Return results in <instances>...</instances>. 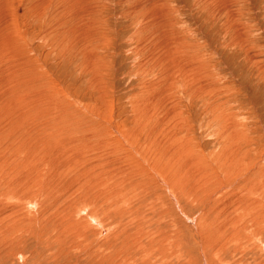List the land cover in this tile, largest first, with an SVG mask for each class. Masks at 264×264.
<instances>
[{
	"label": "rangeland",
	"instance_id": "1",
	"mask_svg": "<svg viewBox=\"0 0 264 264\" xmlns=\"http://www.w3.org/2000/svg\"><path fill=\"white\" fill-rule=\"evenodd\" d=\"M134 1L0 0V264L264 263V0Z\"/></svg>",
	"mask_w": 264,
	"mask_h": 264
},
{
	"label": "bare ground",
	"instance_id": "2",
	"mask_svg": "<svg viewBox=\"0 0 264 264\" xmlns=\"http://www.w3.org/2000/svg\"><path fill=\"white\" fill-rule=\"evenodd\" d=\"M76 1V0H75ZM141 1L142 0H139V1H137V3L136 4H140L141 3ZM159 0H145V3H144V5L143 6H141L139 9H141L142 7V11L140 12V14L142 13L143 14V16H144V22L145 23H143V30H142V32L145 30V28H151V29H149V30H145V32H149L148 33V36L149 37H154L153 35H157V33L158 32H161V31H163L159 26H158V24L160 23L161 25L162 24H164L165 22H164V18L166 17V14H165V12H167V11H163V9H161V6L160 7H158L157 5H156V2H158ZM136 2V0L134 1V3ZM139 2V3H138ZM76 3V2H75ZM3 4V3H2ZM135 4V6H137ZM63 5V4H62ZM160 5V4H159ZM3 6V5H2ZM164 7V6H163ZM84 8V7H83ZM131 8V7H130ZM133 8V7H132ZM67 9V8H66ZM158 9L159 11H156V10ZM67 11V10H66ZM79 11H81V10H79ZM85 11V10H84ZM133 11V10H132ZM134 11H136V10H134ZM83 12V11H82ZM86 12H87V10H86ZM71 13V12H70ZM151 13H155L154 15H152V16H147L146 14H151ZM73 14V13H72ZM64 15L65 16H67V13H65L64 12ZM68 17V16H67ZM69 18V17H68ZM149 18H153V20L151 21V22H149V23H147L148 22V20H149ZM73 19H75V18H73ZM77 21V20H76ZM62 22V21H61ZM72 22V21H71ZM82 24V23H81ZM84 24H85V22H84ZM79 26H81V25H79ZM164 26H165V28H166V30H165V32L164 33H166V36L167 35H169V36H171L173 33H174V31H173V29L171 28V26H169V24L168 25H165L164 24ZM81 28V27H80ZM86 27H83V28H81V30L83 29H85ZM80 29H79V31H81ZM74 32V31H73ZM77 32V31H76ZM75 32V33H76ZM140 33V32H139ZM172 33V34H171ZM155 35V36H156ZM144 36V35H143ZM165 36V37H166ZM90 37V36H89ZM150 39V38H149ZM175 39V38H174ZM142 40V39H141ZM153 40H155V42H156V39L154 38ZM152 40V41H153ZM161 40V39H160ZM180 40V39H179ZM170 41H171V39H170ZM154 42V41H153ZM152 42V43H153ZM154 42V43H155ZM166 41H164V43H165ZM180 42V41H179ZM169 43L170 42H166V44H163V43H161V42H158L157 41V44L154 46V48H152V47H150V48H152V49H154V51L156 50L157 51V49L155 48V47H160V45H164V47H168L169 46ZM149 44V43H148ZM153 45V44H152ZM150 46V45H149ZM148 46V47H149ZM180 46H183V45H181V43H180V45H179V47ZM164 47H162L161 49H163L164 50V56H168L167 54H168V52L169 51H166L165 50V48ZM170 47V46H169ZM144 48V47H143ZM145 49H147V47L145 48ZM183 49V48H182ZM158 50H160V49H158ZM159 52V51H158ZM181 52V51H180ZM179 52V53H180ZM184 52V51H183ZM182 53V52H181ZM3 55V54H2ZM7 55V54H6ZM158 56H160L159 54H158ZM163 56V57H164ZM7 57V56H6ZM12 57V56H11ZM147 57V56H146ZM181 57H183V56H181ZM180 57V58H181ZM8 58V57H7ZM154 58V57H153ZM168 58V57H167ZM170 58H172V61L174 60V57L173 56H170L169 57V59ZM179 58V57H178ZM179 58V59H180ZM9 59V58H8ZM7 59V60H8ZM13 59V58H12ZM156 59V58H155ZM6 60V61H7ZM147 60H149L148 59V57H147ZM151 60V59H150ZM157 60V59H156ZM182 60V59H181ZM176 61H178V60H176ZM171 62V61H170ZM5 63V62H4ZM158 63V62H157ZM174 63V62H173ZM177 63H179V66H181L182 65V62L181 61H178ZM13 65V64H12ZM177 65V64H176ZM7 67V66H6ZM5 68V67H4ZM13 68H15V67H13ZM7 70V69H6ZM20 70V69H19ZM7 71H10V70H7ZM17 71V70H16ZM11 72V71H10ZM9 72V73H10ZM17 75V74H16ZM15 75V76H16ZM151 88V87H150ZM33 94V93H32ZM40 94V93H39ZM38 95V94H37ZM34 96V95H33ZM148 96V95H147ZM22 97H24V96H22ZM39 97V96H38ZM32 98V97H31ZM34 98H36V97H34ZM146 99V98H145ZM147 101H148V99H147ZM154 102L155 101H152V102H150V103H146V104H142L141 103V105L143 106V105H147V104H150V105H152V106H154L153 104H154ZM163 103V102H162ZM159 104V103H158ZM152 106L150 107V109H152ZM158 106H161V105H158ZM153 108H155V107H153ZM172 108V107H171ZM156 109H159V107L158 108H156ZM156 109H154V113H155V111H156ZM147 110V109H146ZM26 111V110H25ZM152 112V113H153ZM146 113V112H145ZM151 112H150V110H149V112H148V114L146 115L147 116V118H151L152 116H153V114H152ZM167 115V114H166ZM141 116H143V115H141ZM166 117V116H165ZM150 120V119H149ZM148 120V121H149ZM155 124L156 123H154L153 125H152V127L153 126H155ZM155 129V128H154ZM151 131V130H150ZM149 131V132H150ZM152 132H153V130H152ZM153 135V134H152ZM89 136V135H88ZM167 136H168V134H167ZM90 137V136H89ZM169 137V136H168ZM152 138V137H151ZM163 138V137H162ZM172 139V138H171ZM154 140V139H153ZM152 140V141H153ZM116 141V140H115ZM155 142H156V140H154ZM153 141V142H154ZM161 141H163L162 139L160 140V143H161ZM174 141V140H173ZM155 142L154 143H151V144H155ZM167 142V141H166ZM151 144H148V145H151ZM157 144H158V142H157ZM172 144V142H171V140H168V143H167V145H170V147L172 146L171 145ZM163 145V144H162ZM162 145H161V147H162ZM88 146V145H87ZM160 146V145H159ZM85 147H86V145H85ZM98 147V146H97ZM101 147V146H100ZM150 147V146H149ZM157 147V146H156ZM94 148H96V147H94ZM101 148H104V147H101ZM107 148V147H106ZM150 148H153V146L152 147H150ZM165 148V147H164ZM96 149H98V148H96ZM117 149H119V148H117ZM99 150V149H98ZM117 151V150H116ZM98 152V151H97ZM165 152V151H164ZM183 152V151H182ZM164 156H165V154H164ZM90 159V158H89ZM158 159V158H157ZM160 159V158H159ZM177 160L179 159L178 157L176 158ZM84 160V159H83ZM119 161V160H118ZM191 161V160H190ZM85 162V161H84ZM157 162V161H156ZM172 163V162H171ZM153 164V163H152ZM187 164V163H186ZM158 165V164H157ZM65 166V165H64ZM236 166H237V164H236ZM224 167V169L226 168L225 166H223ZM234 167V166H233ZM124 168V167H123ZM126 168V167H125ZM159 168V167H158ZM227 169V168H226ZM71 171V170H70ZM158 171V170H157ZM165 171V170H164ZM206 171V170H205ZM204 171V172H205ZM214 171V170H213ZM225 171H227V170H225ZM109 173V172H108ZM118 173V172H117ZM133 173V172H132ZM158 173V172H157ZM201 173V172H200ZM227 173V172H226ZM105 174V173H104ZM145 174H146V172H145ZM148 174V173H147ZM176 174V173H175ZM178 175H179V173H177ZM174 175L176 178H180L181 176H178V175ZM257 174V173H256ZM109 175V174H108ZM150 175V174H149ZM211 175V174H210ZM254 176V174H252V175H250L249 177H247L246 179L248 180V182L249 183H252V181H251V178ZM175 177L173 178V180H175ZM168 178H170V175L168 176ZM196 179V178H195ZM253 179V178H252ZM104 180V179H103ZM113 180V179H112ZM170 180V179H169ZM172 180V181H173ZM171 181V182H172ZM206 181V180H205ZM106 182V181H105ZM166 182V181H165ZM168 183V181L166 182V184ZM244 183H246V182H244ZM108 184H111V183H108ZM114 184V183H113ZM113 184H112V186H113ZM123 184V183H122ZM140 184H141V182H140ZM169 184V183H168ZM167 184V185H168ZM174 184H177V182L176 181H174ZM247 184V183H246ZM246 184H244V185H242V188H243V190H242V193L238 196V194H236V196L237 197H235V199H233L234 201H232L231 203H229V204H231V206L233 207L232 209H237V210H241V211H243L242 213H245L246 214V216H247V220L248 221H250L251 222V224H253L254 222H258V220L259 219H261V215H259L258 216V218H257V220L255 221V220H253V218L251 217L252 216V214H257L260 210H262V208H263V203L261 202L262 200H261V198L262 197H264L263 196V193H261L260 191H258V190H256V192H253V191H255L253 188V184L252 185H250V186H248L247 188H246ZM171 185H173V184H171ZM195 185V184H194ZM260 185V184H259ZM264 185V184H263ZM108 187H110L109 185H107ZM138 186V185H137ZM142 186V185H141ZM169 187H170V185H168ZM174 186V185H173ZM197 186V185H196ZM105 187H106V185H105ZM139 187V186H138ZM261 187V186H260ZM140 188V187H139ZM110 189H112V188H110ZM256 189H257V187H256ZM264 189V188H263ZM124 190V189H123ZM111 191H113V189L111 190ZM197 191V190H196ZM103 193V192H102ZM194 193V192H193ZM235 193V192H234ZM252 195H255L256 197H251ZM103 196V195H102ZM230 196V195H229ZM104 197V196H103ZM171 198V197H170ZM222 198V197H221ZM104 199V198H103ZM166 200V199H165ZM104 201V200H103ZM230 201H231V199H230ZM238 203H242V204H238ZM228 204V205H229ZM228 209V208H227ZM230 211V210H229ZM229 211H228V213H229ZM231 213H233V212H231ZM231 213H229V215L231 214ZM182 214V213H181ZM238 214H240V213H238ZM238 214H235V216H233V218L232 219H230V218H228V222H229V224H230V226H231V228H232V231H233V233L234 234H236V235H240V233H241V230H243V229H240V227L239 226H241L240 224L243 222V220H242V218H241V216L239 217V215ZM228 215V214H227ZM241 215V214H240ZM229 217V216H228ZM226 219H227V216L224 218V220L222 221L223 222V224L222 225H216V228H217V230L216 231H214V233H221V234H223L224 232H225V223H226ZM263 219V218H262ZM177 220V219H176ZM234 222H236V223H234ZM247 223V222H246ZM258 223H260V222H258ZM262 223V222H261ZM179 225V224H178ZM184 226V225H183ZM192 226V225H191ZM239 227L236 231H235V227ZM243 226V225H242ZM256 226H257V224H256ZM261 226V225H260ZM180 229V228H179ZM259 229H260V227H259ZM258 229V230H259ZM263 230V229H262ZM176 231H177V229H176ZM248 231V230H247ZM253 231V230H252ZM137 232V231H136ZM228 232V231H227ZM245 232V231H244ZM249 232V231H248ZM242 234V233H241ZM254 234H257V233H254ZM140 235V234H139ZM215 235V234H214ZM218 235V234H217ZM227 235V234H226ZM230 235V234H229ZM136 236V235H135ZM147 236V235H146ZM230 236H232V235H230ZM259 236V235H258ZM169 237V236H168ZM197 237V236H196ZM208 237V236H207ZM206 237V238H207ZM241 237V236H240ZM243 237V236H242ZM171 238H172V240H171ZM171 238H168V241H169V243H168V248H169V250H171V251H173V249H172V247H173V244H175V243H177V245H176V250H178L179 249V247L180 246H182L183 244H182V242L185 244V242H184V238H182V240H181V238H179V239H175L174 237H171ZM200 238V237H199ZM206 238H204V239H206ZM210 238H211V236H210ZM216 238V237H215ZM248 238V237H247ZM255 238V237H254ZM201 239V238H200ZM208 239V238H207ZM214 239V238H213ZM244 239H245V237H244ZM249 239V238H248ZM253 239V238H252ZM208 240H210V239H208ZM207 240V241H208ZM206 241V242H207ZM175 242V243H174ZM205 242V241H204ZM205 242V243H206ZM241 242V241H240ZM208 243V242H207ZM221 243V242H220ZM172 244V247L170 246ZM241 244H242V242H241ZM209 246H211V245H209ZM216 246L214 245V248H215ZM217 251H219L218 249H217ZM215 253H217V252H215ZM212 256V255H211ZM216 258V257H215ZM219 259H221V257L219 258ZM262 259V258H261ZM211 260V259H210ZM218 260V259H217ZM216 260V261H217ZM213 261V260H212ZM221 261V260H220ZM219 262V261H218ZM212 263H214V262H212ZM260 263V262H259ZM262 263V262H261ZM260 263V264H261ZM226 264V263H225ZM264 264V263H263Z\"/></svg>",
	"mask_w": 264,
	"mask_h": 264
}]
</instances>
